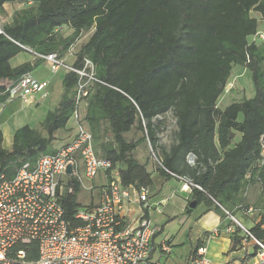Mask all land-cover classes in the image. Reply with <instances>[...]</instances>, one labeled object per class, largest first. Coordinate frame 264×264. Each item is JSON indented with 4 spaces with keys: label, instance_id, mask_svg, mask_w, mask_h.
<instances>
[{
    "label": "trees",
    "instance_id": "trees-1",
    "mask_svg": "<svg viewBox=\"0 0 264 264\" xmlns=\"http://www.w3.org/2000/svg\"><path fill=\"white\" fill-rule=\"evenodd\" d=\"M13 1L0 0V11ZM23 3L0 28V105L9 98L10 85L45 61L36 56L12 67L13 56L29 48L65 60L73 49L72 66L81 68L90 59L98 79L85 97L83 123L93 135L96 153L112 162L123 185L148 187L153 197L166 181L178 178L193 184L197 204L208 201L223 215L228 211L236 216L253 206L255 218L249 230L264 241V199L258 204L248 199L252 185L264 189V165L260 166L264 43L251 40L260 23L252 13L264 20V0ZM65 26L73 30L68 35L62 33ZM86 34L88 38L82 40ZM236 65L250 71L255 94L221 108L219 98ZM78 81L77 72L66 70L54 108L38 125L16 129L10 147L3 146L0 131V180H11L23 165L34 168L40 157L56 152L57 133L67 127L77 108ZM169 112L177 130L167 148L159 134ZM141 144H149L158 159L159 189L148 163L136 155ZM191 154L194 163L189 161ZM72 184L74 192L64 189L60 201L66 219L76 226L81 221L75 213L83 204L78 182L70 179L68 185ZM238 230L231 235L233 250L240 243ZM35 247V243L26 246L28 259L38 257Z\"/></svg>",
    "mask_w": 264,
    "mask_h": 264
},
{
    "label": "built area",
    "instance_id": "built-area-1",
    "mask_svg": "<svg viewBox=\"0 0 264 264\" xmlns=\"http://www.w3.org/2000/svg\"><path fill=\"white\" fill-rule=\"evenodd\" d=\"M32 52L49 63L53 74L61 69L78 73L77 108L72 116L74 134L56 152L40 157L34 168L27 163L13 179L1 178L0 264H161L152 256L153 240L159 228L150 217L151 211L160 213V203L153 201L148 187L123 185L112 162L96 153L93 135L83 123L85 97L92 83L98 81L94 63L85 59L81 68H75L56 53ZM47 86L48 81L26 74L8 87L9 99L27 102L37 93L45 98L49 94ZM260 146L264 156V132ZM194 160L189 155V161L194 163ZM70 165L72 172L67 173ZM263 165L264 159L260 162ZM101 174L106 181L99 187L96 181ZM70 179L78 182L81 191L99 189L94 208L82 206L76 211L75 219L81 221L76 226L66 219L60 201L64 189L74 192V184L68 185ZM129 203L142 205L143 216L136 227L124 224L122 218V211ZM226 213L232 223L224 227V232L231 236L239 229L240 243L235 247L238 264H264V241L235 216ZM243 213L254 214L255 209L249 206ZM220 232L218 227L212 230L216 236ZM31 243L36 244L35 259L27 258L26 246ZM162 249L170 251L171 246L164 242ZM207 251L206 245L200 246L187 264H211Z\"/></svg>",
    "mask_w": 264,
    "mask_h": 264
},
{
    "label": "crops",
    "instance_id": "crops-1",
    "mask_svg": "<svg viewBox=\"0 0 264 264\" xmlns=\"http://www.w3.org/2000/svg\"><path fill=\"white\" fill-rule=\"evenodd\" d=\"M13 3L14 1L4 4V9L0 11V28L3 25L9 23L14 13L21 9L16 8L13 10ZM8 6L12 8L11 13H8L7 11ZM8 14H11L9 19L6 16ZM5 16L7 17V19L3 20L2 18ZM257 18L260 21H264L263 19H261V16L260 18ZM72 31L73 30L68 26L62 28V33H64L65 35L70 34ZM263 32L264 28L262 30L259 29L258 33L251 37V40H255L259 44L264 43V34H262ZM35 57L36 56L32 51L25 49L19 52L17 55L13 56L10 59V64L12 67H17L26 62L33 61ZM74 60L75 57L73 55L69 54L65 57V61L68 64H73ZM64 73L65 70L61 69L58 73L53 74L50 70L49 63L47 61H44L30 74L39 81H48V86L46 88L49 93L48 96L43 98L41 97L40 93H37L35 97L29 99V101L27 102H24L20 98H8L4 103L0 105V131L2 133L4 147L11 146L13 135L16 129L25 124L36 126L44 120L46 114L44 116L37 115V110L40 106L47 104L50 105L51 109L54 108L60 96V84ZM240 74L241 70H237L235 75L232 77L234 79H237ZM223 94H225V92ZM223 98L224 100H226L228 96L225 95ZM49 110H47V112ZM73 134L74 120L71 118L67 127L63 130H59L57 133V139L54 143L56 149L68 143L71 140ZM239 138L240 135H236V140H238ZM100 178L102 179L101 181H103L102 184H99L96 181V184L99 187L104 185L106 181V178L103 174L98 177V179ZM153 178L156 182L155 187L156 189H158L156 179L159 180L160 178L158 177V173L156 171L153 172ZM175 179L177 180V184L171 186L168 190H165L162 187L160 191L157 194H154L152 198L155 202L164 204L165 208L163 209L162 213L167 214L165 217L163 216L165 219L162 222H159L154 218V214L157 212H154L150 215L153 223L159 228V231L157 232L153 240V258L159 261L161 264H187L190 258L195 255L196 250L200 246L206 245L208 249L207 255L211 261V264H238V260L236 258L237 253L235 252V249L233 250L232 248V238L230 235L224 232V227L231 222V217L227 214L223 215L222 212L213 204H210V202L204 200L198 203V205L201 204L203 206L202 212L198 214L197 217H192L193 208L189 207V203L193 200L192 187L185 180L178 178ZM251 190L252 192L258 190L259 192V195L254 200H250L253 202V204H258L261 200L264 199V189L260 185H252L249 192H251ZM181 192L185 194V196L180 197L178 193ZM98 198L99 189H97L95 193L92 192L89 195L88 199L90 203L86 206H88L90 209L94 208L98 203ZM174 198L178 199L179 202L182 203V214H184V217L181 219L183 226L176 232H172L169 227H167L168 223L173 222L176 218L173 211L166 210L170 205V201ZM142 216V205L129 203L122 211L124 224L131 225L133 227H136L139 224ZM235 217L239 221L243 222V218L241 217L240 212H238ZM245 225L248 226L247 224ZM216 227L221 230L218 236L212 233V230ZM164 242H168L170 244V251H164L162 249V244Z\"/></svg>",
    "mask_w": 264,
    "mask_h": 264
},
{
    "label": "rangeland",
    "instance_id": "rangeland-1",
    "mask_svg": "<svg viewBox=\"0 0 264 264\" xmlns=\"http://www.w3.org/2000/svg\"><path fill=\"white\" fill-rule=\"evenodd\" d=\"M24 6L23 0H15L14 3L12 4L13 10L16 8H22ZM11 7L8 6L7 11L8 13H11ZM253 16H257L260 18V14L256 13L255 11L252 13ZM9 19V17L11 16V14L6 15ZM3 17L2 19L6 20L7 17ZM264 28V21H260L259 23V29L262 30ZM264 34V32L262 33ZM89 34H86L82 40H86L88 38ZM237 70H241V74L237 77V79L231 77L230 81L228 82L226 88H225V94H223L219 100V106L224 108L226 107L228 104H230L232 101L234 100H242L245 97L246 98H251L252 96H254L255 94V89H254V85L251 79V75H250V71L243 66L240 65H236L234 66L233 69V73L232 76L235 75ZM228 96V98H226V100H224V96ZM51 109L50 105H42L38 108L37 110V115H41L44 116L47 112V110ZM161 119V117H160ZM164 126H163V130L160 132L159 136H160V142L165 145L167 148H169L171 146V144L174 141V136H175V131L177 130V125H176V119L173 115L172 112L167 113L164 116ZM85 125H87L85 123ZM234 137V135L232 136ZM236 137V136H235ZM136 155L138 157V159L141 162H146L148 163V167L149 169H151L153 172L156 171L157 165H158V159L157 157L154 155L153 153V149L150 147L149 144H141L137 150H136ZM157 177V176H155ZM102 179H98L97 182L99 184H102L103 181H101ZM157 180V188L159 189V187H161L160 185V181L158 179ZM177 184V180L175 178H171L168 181H166L163 184V188L165 190H168L171 186ZM96 190L93 191V193H95ZM92 192H89L87 190H82L81 192L78 193V199L79 201L83 204V206L88 205L89 202V195ZM258 190H255L252 192H249V196L248 199L250 200H254L259 194H258ZM178 195L180 197L185 196V194L178 193ZM153 198V197H152ZM154 201V200H153ZM164 203V202H162ZM250 203H253L252 201H250ZM182 203L179 202L178 199L174 198L173 200L170 201V205L167 207L166 210H170L174 212V215L176 216V218L174 219L173 222H169L168 226L169 229L172 232H176L177 230H179V228H181L182 222L181 219L184 217V214H182V207H181ZM164 204H160V213H155L154 214V218L156 220H158L159 222L164 221V217L167 215L163 212L164 209ZM202 208L203 206L201 204H197V206L195 208H193V213H192V217H197L198 214H200L202 212ZM151 213H154V211H151ZM162 213V214H161ZM169 214V213H168ZM240 215L243 218L242 221L247 224L249 227L253 225L254 223V218H255V213L254 214H250V215H245L240 211ZM164 216V217H163Z\"/></svg>",
    "mask_w": 264,
    "mask_h": 264
},
{
    "label": "water",
    "instance_id": "water-1",
    "mask_svg": "<svg viewBox=\"0 0 264 264\" xmlns=\"http://www.w3.org/2000/svg\"><path fill=\"white\" fill-rule=\"evenodd\" d=\"M27 50H29L28 48H27ZM231 136H233V134L231 135ZM192 155V154H191ZM193 156V155H192ZM194 157V156H193ZM72 172V166L70 165V166H68L67 167V173H71ZM197 206V201L196 200H192L190 203H189V207L190 208H195Z\"/></svg>",
    "mask_w": 264,
    "mask_h": 264
}]
</instances>
